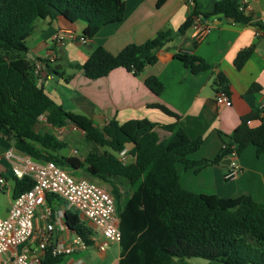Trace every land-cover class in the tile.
Wrapping results in <instances>:
<instances>
[{
	"label": "trees",
	"instance_id": "obj_1",
	"mask_svg": "<svg viewBox=\"0 0 264 264\" xmlns=\"http://www.w3.org/2000/svg\"><path fill=\"white\" fill-rule=\"evenodd\" d=\"M163 1L158 0V4ZM124 10L122 0H3L0 3V133L13 139L14 145L34 160H50L70 170L81 169L87 177L114 189L120 185L124 194L118 214L121 232L118 264H191L189 259L193 257L224 264H264V204L245 193L224 198L187 191L181 187L176 169L178 162L195 170L222 163L232 151L239 155L249 144L255 146L258 156L264 154V106L243 115L231 133L221 135L222 146L213 159L194 161L187 155L198 150L203 140L190 139L177 122L159 124L143 118L119 123L112 118L99 128L90 118L65 110L37 82L40 74L34 76V65L25 55L26 39L36 19L61 17L70 23L82 20L85 27L81 36L92 39L102 26L122 20ZM209 15L251 23L238 12L234 0L218 1ZM192 17L182 23L178 33L191 25ZM252 24L264 29L259 22ZM172 35L169 29L160 31L142 44L126 45L117 54L100 45L92 46L80 67L89 79L105 76L117 67L139 75L147 64L155 62L153 50L170 41ZM254 47L237 52L233 59L236 69L243 67ZM175 57L192 73L209 67L195 54L178 51ZM44 62L48 67L47 61ZM51 70L62 75L61 70L53 67ZM144 84L155 94H160L164 87L155 75L146 77ZM212 86L229 96V82L221 72L215 75ZM257 87L252 84L249 89ZM152 106L178 118L165 105ZM40 116L53 127L71 123L80 129L88 150L80 155L60 153L69 143L48 129H36ZM253 121L258 124L252 125ZM156 128L168 131L169 135L160 138ZM128 143L132 145L129 151L134 160L122 164L115 153ZM32 185L29 176L16 177L13 197ZM48 195L46 200L50 201L52 197ZM65 219L70 230L91 244L88 237L93 232L74 209L65 211ZM60 260V256H52L47 249L41 264H59Z\"/></svg>",
	"mask_w": 264,
	"mask_h": 264
},
{
	"label": "crops",
	"instance_id": "obj_2",
	"mask_svg": "<svg viewBox=\"0 0 264 264\" xmlns=\"http://www.w3.org/2000/svg\"><path fill=\"white\" fill-rule=\"evenodd\" d=\"M122 1L125 5L122 20L102 26L85 44L75 39L57 47L53 41L54 35L61 30H71L81 35L85 27L82 20L70 23L61 17L36 19L33 31L26 39L25 55L33 65H42L37 82L65 110L90 118L99 128L112 118L119 123L143 118L159 124L177 122L190 139L201 137L203 140L199 149L187 155V158L194 161L213 159L222 146L221 135L231 133L243 115L257 110L264 102V45L261 43L264 29L252 24L259 22L264 26V0H248L249 10L244 15L251 23L247 24L238 23L233 17V21H230L223 19L224 15H209L220 0H194V3L164 0L160 5L158 0ZM195 14L202 17L208 15L205 19L212 23L199 42L191 38L190 26L183 33H178L182 23ZM167 29L173 31L171 40L153 50L155 62L147 64L139 75L117 67L105 76L89 79L80 67L87 60L92 46L100 45L110 53L117 54L128 44H142ZM251 45H255L251 55L242 68L236 69L233 59L237 52ZM60 50L63 51L61 60ZM178 51L199 56L208 64V69L192 73L175 57ZM150 53L146 52L145 55ZM44 61H47L48 67ZM51 67L61 70L62 75L52 72ZM42 72L46 73L45 76ZM218 72L224 74L229 82L228 104L215 101L218 91L213 88L212 81ZM151 75L163 83L160 94L153 93L144 84V79ZM252 84L258 87L250 90ZM152 104L165 105L178 118ZM38 123L49 126L52 132V129L57 128L49 125L44 116L39 117ZM251 123L256 126L258 121ZM155 130L159 136L162 134L160 138L169 135L168 131L161 128ZM125 147L130 150L132 145L128 143ZM9 151L16 156L26 155L14 145L13 139L0 133V176L5 180V184L0 186V217L7 216L14 199L16 177L12 173V166L15 159L8 155ZM238 163L241 169L232 179L225 178L227 166H222V163L200 166L195 170V167L186 168L178 162L176 169L180 185L187 191L217 194L224 198L245 193L264 204V154L258 156L255 146L249 144L238 155ZM48 196L52 197L50 201L46 200V206L51 209L50 220L57 222L49 245L66 246L74 236V231L69 228H60V224L66 225L67 205L54 195ZM43 213V206L36 209L33 234L26 243L30 255L37 254L41 259L45 251L50 249L49 246L43 251L38 249L39 241L43 238L38 230H43L47 222ZM79 218L92 232L100 233L92 221L81 215ZM88 239L91 241L88 246L94 245L95 250L76 249L62 256L59 264H118L120 248L118 255H115L108 248L99 250L97 243L100 241L94 240L93 233ZM8 254L9 251H6L0 255V264H6ZM191 260L193 258L189 259L192 264ZM212 263L224 264L219 261Z\"/></svg>",
	"mask_w": 264,
	"mask_h": 264
},
{
	"label": "built area",
	"instance_id": "obj_3",
	"mask_svg": "<svg viewBox=\"0 0 264 264\" xmlns=\"http://www.w3.org/2000/svg\"><path fill=\"white\" fill-rule=\"evenodd\" d=\"M185 1L194 3V0ZM237 10L242 14L249 10L248 0H239ZM262 23L264 24V19ZM211 25L212 23L204 17L193 15L190 25L191 38L195 42L201 41ZM75 39L82 44L88 41L87 38L78 36L71 30H61L53 37L57 47H61L68 40ZM41 69L40 63L34 65V76H38ZM215 101L219 104H228L230 98L220 91L216 94ZM263 106L264 102L259 105V108L262 110ZM8 155L15 159L12 166L13 175L17 178L27 175L32 179L33 185L27 191L14 197L7 216L0 217V255L9 251L6 264H41V257L37 254L30 255V249L26 246L33 234L35 211L40 206L44 207L43 217L47 219V222L43 230H38V233L43 234V238L38 244L39 251H43L49 246L52 256L62 257L76 249L87 248L86 240L75 232L68 245H49L51 233L57 222L50 220L51 209L46 206L48 194L62 199L67 205V209H74L78 215L94 223L104 237V240L97 243L99 250L104 251L111 243L119 244L121 239L119 218L116 215L115 200L108 191L89 178L73 177L64 167L53 161H37L27 155L16 156L10 151ZM73 155H79L76 149L73 150ZM115 156L122 164H128L134 160V155L127 147L116 152ZM228 159L229 164L225 178L232 179L241 169L238 163V154L232 151ZM4 184L5 180L0 176V186ZM66 227L68 228L65 224H60V228Z\"/></svg>",
	"mask_w": 264,
	"mask_h": 264
},
{
	"label": "rangeland",
	"instance_id": "obj_4",
	"mask_svg": "<svg viewBox=\"0 0 264 264\" xmlns=\"http://www.w3.org/2000/svg\"><path fill=\"white\" fill-rule=\"evenodd\" d=\"M36 129H51L49 126H43L42 123H38L36 126ZM60 138L65 139L69 145L67 148L62 150L63 154H68V155H73V150L76 149L80 154L86 152L88 150V147L83 143V132L76 128L74 125H72L71 123H69L67 126L63 127L62 129H52ZM162 136V134L160 135ZM73 177L75 178H80V177H87L84 175L83 171L81 169L79 170H70L68 168H65ZM89 178V177H87ZM91 180H93L94 182H96L99 186H101L103 189H105L106 191H108L112 197L115 200V209H116V215L119 213L120 209H121V199L123 196V189L120 187V185H118V189H114L112 187H110L107 184H104L100 181H98L97 179H92L89 178ZM118 216V215H117ZM93 236H94V240L96 239V241H102L104 240V237L101 236V234L96 231L93 232ZM109 249L110 252L115 253V255H118L119 252V244L117 243H111L108 245L107 247ZM88 250H95L96 247L94 245H89L87 247ZM192 264H213L212 261L203 259V258H199V257H193Z\"/></svg>",
	"mask_w": 264,
	"mask_h": 264
},
{
	"label": "water",
	"instance_id": "obj_5",
	"mask_svg": "<svg viewBox=\"0 0 264 264\" xmlns=\"http://www.w3.org/2000/svg\"><path fill=\"white\" fill-rule=\"evenodd\" d=\"M223 19L233 21V18H232V17H228V16H224ZM261 43L264 45V40H262ZM88 47H89V46H88ZM59 53H60V57H59V59L61 60V58H62V56H63V51L60 50ZM58 67H60V66H58ZM45 74H46L45 72H42V75H43V76H45ZM228 164H229V159H226V160H224V161L222 162V166H228Z\"/></svg>",
	"mask_w": 264,
	"mask_h": 264
}]
</instances>
